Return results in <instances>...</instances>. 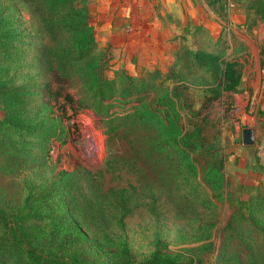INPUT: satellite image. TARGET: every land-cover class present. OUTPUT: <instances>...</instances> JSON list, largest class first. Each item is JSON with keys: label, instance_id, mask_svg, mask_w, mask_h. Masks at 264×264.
Listing matches in <instances>:
<instances>
[{"label": "rangeland", "instance_id": "1", "mask_svg": "<svg viewBox=\"0 0 264 264\" xmlns=\"http://www.w3.org/2000/svg\"><path fill=\"white\" fill-rule=\"evenodd\" d=\"M0 2L15 10L11 16L22 24L19 32L41 35L50 45L33 0ZM250 3L239 20L243 26L232 28L224 1L211 6L210 0H185L186 21H174L178 33L152 38L112 35L108 7L98 0H73L58 11L62 19H76L71 7L85 10V34L91 35L93 49L84 66L104 60L103 76L112 80L116 95L131 80L130 97L111 100L109 113L145 115L138 128L144 140L136 146L125 130L106 134L104 119L91 109H67L56 126L60 140H50L44 162L39 161L42 150L30 151L24 168L14 156L0 153V207L12 213L22 209L29 190L35 193L44 179L67 172L76 185L72 195L79 215L39 220L32 213L37 202L22 211L29 214L26 225L32 232H42L48 241L87 239L100 251L107 245L102 252L109 258L116 253L110 250L114 244L125 243L136 261L162 243V253L177 264H264V0L258 7ZM59 24L57 29L63 27ZM14 50L9 64L13 85L19 86L33 75L29 53H22L18 42ZM80 84L72 81L71 94H83ZM245 129L253 131L250 146L241 142ZM163 132L189 138L187 163L172 171H164L158 154ZM20 134L3 124L0 109V142L22 149ZM176 148L164 150L173 162H179ZM119 156H130V162ZM119 195L133 210L121 219L113 212ZM240 202L249 204L247 214L239 215ZM75 225L87 234L72 237Z\"/></svg>", "mask_w": 264, "mask_h": 264}, {"label": "trees", "instance_id": "2", "mask_svg": "<svg viewBox=\"0 0 264 264\" xmlns=\"http://www.w3.org/2000/svg\"><path fill=\"white\" fill-rule=\"evenodd\" d=\"M33 1L38 5L36 8L40 12L39 21L42 28L47 29L44 33L48 35L46 38L47 44L50 43L49 46L38 37L41 35H23L19 32L22 24L19 23V19L11 16V12L15 10L0 2V109L3 113V124L10 129L20 131L19 143L22 145V149H16L14 145L1 141L2 156H14L24 168L27 166L30 151L42 150L39 161L44 162L47 159L46 146L50 140L52 138L60 140V133L56 132V126L58 127L61 123L67 109L72 113L81 109H91L104 119L103 127L106 129V134L115 135L118 132L120 135L125 130L128 135L133 136L134 145L138 146L144 140L138 128H142L145 115L109 113L113 103H109L111 100L121 101L130 97L129 92L135 89V86L130 84L131 80L124 81L123 88L120 90L122 92L116 95L111 87L112 80H107L103 76V70L106 67L104 60L89 67L84 66V60L93 49L91 35L85 34L88 29L85 22V10L72 6L71 9L76 11L78 17L75 19L70 15V18L62 19L58 17V11L70 7L73 0ZM251 1L255 6L262 5L261 0ZM259 12L256 10V14ZM57 18H60L62 28L57 29L60 25ZM55 30H62L63 35L53 34ZM17 42L22 53H29L27 67L29 66L33 76L27 82L14 86L15 77L10 64H12V53L15 51ZM73 80L81 83L79 88L83 89V94L79 97L70 92V84ZM22 90L27 91L26 97L19 93ZM170 93L173 92L170 91ZM40 139L44 141L42 148L37 146ZM188 139L184 135L180 137V135H168L167 132L162 133L158 154L164 171L169 168L172 171L177 165L184 166L187 163L190 149ZM172 146L177 147L175 154L179 162H173L171 156L164 153L165 148ZM116 159L126 160V163H129L131 157L119 156ZM168 162L171 166H168ZM11 163V161L8 162V164ZM172 164L175 165L172 167ZM40 166L39 163L37 168ZM175 176L178 179L182 178L180 172L175 173ZM204 182L208 183V181ZM75 188L72 174L59 172L40 182L35 193L29 190L23 199L22 209L13 210L15 212L12 213V210L5 211L0 207V264H177L162 253L165 249L162 243H157L147 258L136 261L125 243L114 244L110 250L116 253L109 258L105 252H102L106 247L108 248L107 245L100 251L95 243L87 239L75 240V243L55 242L54 239L48 241V237L40 231L33 233L28 225L29 221L26 220L29 214L22 213L24 207L37 202L35 211L32 213L34 218L38 217L39 220L55 222L71 219L74 214L79 215L72 195ZM127 203L123 195H119L115 200L113 212L119 213L120 219L133 211ZM239 205L241 207L239 215H242V212L244 214L249 212L248 203L240 202ZM232 215L236 216V211ZM76 220L77 218L73 217V222ZM26 222H28L27 225ZM70 231V235L76 238L87 234L82 226H72Z\"/></svg>", "mask_w": 264, "mask_h": 264}, {"label": "crops", "instance_id": "3", "mask_svg": "<svg viewBox=\"0 0 264 264\" xmlns=\"http://www.w3.org/2000/svg\"><path fill=\"white\" fill-rule=\"evenodd\" d=\"M106 5L108 20L112 22V35L126 36L128 38L163 37L178 33L179 27L175 20L187 19L182 16L181 6L185 0H98ZM220 0H210L211 6ZM230 9L232 28L244 17V6L251 4L250 0H222ZM248 9V6H247ZM238 19V20H237ZM241 24V25H240ZM181 27V26H180ZM242 33V31H240Z\"/></svg>", "mask_w": 264, "mask_h": 264}, {"label": "water", "instance_id": "4", "mask_svg": "<svg viewBox=\"0 0 264 264\" xmlns=\"http://www.w3.org/2000/svg\"><path fill=\"white\" fill-rule=\"evenodd\" d=\"M241 142L244 146H250L253 144V131L250 129L242 130Z\"/></svg>", "mask_w": 264, "mask_h": 264}]
</instances>
